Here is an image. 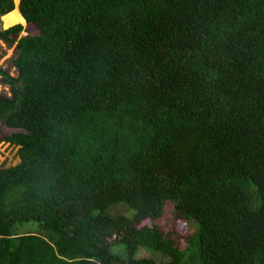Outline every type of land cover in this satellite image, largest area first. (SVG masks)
Instances as JSON below:
<instances>
[{"label": "trees", "instance_id": "16d2710c", "mask_svg": "<svg viewBox=\"0 0 264 264\" xmlns=\"http://www.w3.org/2000/svg\"><path fill=\"white\" fill-rule=\"evenodd\" d=\"M19 9L0 264H264V0Z\"/></svg>", "mask_w": 264, "mask_h": 264}, {"label": "rangeland", "instance_id": "374dc122", "mask_svg": "<svg viewBox=\"0 0 264 264\" xmlns=\"http://www.w3.org/2000/svg\"><path fill=\"white\" fill-rule=\"evenodd\" d=\"M15 2H16V0H15ZM19 2H20V0H18V2L16 3V9H18L20 12ZM4 21L5 20L3 18V15H0V31L8 29L9 27H12L16 24H22L24 26H27L25 18H24V22L18 21L12 25H5ZM24 34H26L25 31H23L21 33V35H24ZM12 37H15L17 39L16 35H12ZM16 45H17V43H11L10 44L3 39L0 40V67H2L3 69H7L11 73V75H13V76H17V74H18L17 68L13 65V59L15 58ZM0 93H5L8 95L11 94L10 86L8 84H5L1 80V76H0ZM13 131H14V129L7 127L0 120V167L1 166H11V165H15V164L20 162V157L17 153L18 147L11 145L10 142L6 140V137L9 134H11ZM132 214H133V211H129V213H127V215H132ZM26 226L30 227V228L39 229L38 225L35 223H28ZM36 229H35V232H36ZM118 249L119 248H117V250ZM144 256H149V257L153 256V257L157 258L158 260H161V258H162L161 253L154 252V251L148 250L146 248H140V250L137 254V257H144ZM165 259H166V257H165Z\"/></svg>", "mask_w": 264, "mask_h": 264}, {"label": "bare ground", "instance_id": "6f19581e", "mask_svg": "<svg viewBox=\"0 0 264 264\" xmlns=\"http://www.w3.org/2000/svg\"><path fill=\"white\" fill-rule=\"evenodd\" d=\"M225 1V0H224ZM18 2V0H16V3ZM201 5V4H200ZM223 5V4H222ZM226 5V4H225ZM226 7V6H225ZM227 14V12H226ZM4 22L5 25H12L18 21H23L24 22V18L22 16V14L19 12L18 9H14L13 11L9 12L8 14H6L4 16Z\"/></svg>", "mask_w": 264, "mask_h": 264}, {"label": "water", "instance_id": "95a60500", "mask_svg": "<svg viewBox=\"0 0 264 264\" xmlns=\"http://www.w3.org/2000/svg\"><path fill=\"white\" fill-rule=\"evenodd\" d=\"M16 37H17V38H20V37H21V34H17Z\"/></svg>", "mask_w": 264, "mask_h": 264}]
</instances>
